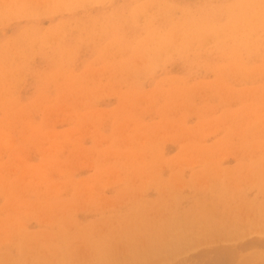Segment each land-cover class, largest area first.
Segmentation results:
<instances>
[{
    "label": "rangeland",
    "instance_id": "374dc122",
    "mask_svg": "<svg viewBox=\"0 0 264 264\" xmlns=\"http://www.w3.org/2000/svg\"><path fill=\"white\" fill-rule=\"evenodd\" d=\"M244 2L0 0V264H264V0Z\"/></svg>",
    "mask_w": 264,
    "mask_h": 264
},
{
    "label": "bare ground",
    "instance_id": "6f19581e",
    "mask_svg": "<svg viewBox=\"0 0 264 264\" xmlns=\"http://www.w3.org/2000/svg\"><path fill=\"white\" fill-rule=\"evenodd\" d=\"M233 1H236V0H233ZM250 1H252V0H250ZM53 2H54V1H53ZM56 2H57V1H56ZM63 2H64V0H63ZM70 2H71V1H70ZM150 2L152 3V1H150ZM150 2H149V3H150ZM230 2H231V1H230ZM245 2H246V0H245ZM245 2H244V4H245ZM253 2H256V0H255V1L253 0ZM253 2H252V3H253ZM258 2H259V1H258ZM51 3H52V1H51ZM59 3H60V2H59ZM147 3H148V2H147ZM149 3H148V5H147V7H148V6L151 7V3H150V4H149ZM60 4L62 5V3H60ZM227 4H228V3H227ZM229 4H230V3H229ZM232 4H233V3H232ZM238 4H239V7H241L240 2H238ZM238 4H236V5H234V6L237 7ZM248 4H249V3H248ZM57 5H58V4H57ZM53 6H55V5H53ZM53 6H52V8H53ZM47 7H48V6H47ZM239 7H237V8H239ZM243 7H244V5H243ZM144 8H145V10H144L143 12L147 11V10H146V5H145ZM233 8H234V7H233ZM245 8H247V7L245 6L244 9H245ZM139 9H141V7H140ZM165 9H166V8H165ZM168 9H169V8H168ZM168 9H167V10H168ZM228 9H229V8H228ZM235 9H236V8H235ZM247 9H248V8H247ZM259 9H261V8H259ZM167 10L164 11V14H165L166 12H168ZM241 10H242V7L240 8V10H238V12H239V13H243V11H241ZM245 10H246V9H245ZM252 10H254V8H253ZM139 11H140V10H139ZM155 11H156V10H155ZM158 11H159V10H158ZM236 11H237V10H236ZM240 11H241V12H240ZM34 12H35V11H34ZM140 12H142V11H140ZM140 12H139V13H140ZM143 12H142V13H143ZM156 12H157V11H156ZM156 12H155V13H156ZM248 12H249V10H248ZM255 12H256V11H255ZM257 12H258V10H257ZM257 12H256V14H257ZM259 12H262V10H259ZM263 12H264V10H263ZM263 12L260 13V15L257 14V16H261V17H262ZM1 13H2V12H1ZM142 13H141V14H142ZM145 13H146V12H145ZM162 13H163V12H162ZM245 13L247 14L246 11H245ZM249 13H250V12H249ZM153 14H154V13H153ZM156 14H157V13H156ZM237 14H238V13H237ZM261 14H262V15H261ZM160 15H162V14H160ZM160 15H159V16H160ZM239 15H240V17H241V14H239ZM253 15H255L254 12H253ZM157 16H158V14H157ZM237 16H238V15H237ZM250 16H252V15L250 14ZM143 17H144V16H143ZM146 17H147V16H146ZM192 17H193V16H192ZM196 17H197V16H195V18H196ZM199 17H200V15H199ZM68 18H69V17H68ZM150 18H151V17H149V20H150ZM242 18H244V16H243ZM249 18H250V17H249ZM258 18H259V17H258ZM263 18H264V17H263ZM263 18H262V19H263ZM146 19H147V18H146ZM146 19H145V20H146ZM193 19H194V17H193ZM199 19H201V17H200ZM199 19H197V20L194 19V20L198 21ZM240 19H241V18H240ZM259 19H260V18H259ZM262 19H261V20H262ZM189 20H191L190 17H189ZM189 20H188V21H189ZM252 20H253V19H252ZM263 20H264V19H263ZM188 21H187V22H188ZM228 21H229V23H230L231 20L229 19ZM232 21H233V20H232ZM234 21H235V20H234ZM239 21H240V20H239ZM243 21H244V20H243ZM245 21H248V20L246 19ZM194 22H195V21H194ZM203 22H204V21H203ZM248 22H249V21H248ZM263 22H264V21H263ZM263 22H261V23H263ZM65 23L67 24V22H65ZM65 23H64V24H65ZM178 23H179V22H178ZM197 23H198V22H197ZM199 23H200V22H199ZM204 23H205V22H204ZM204 23H203V24H204ZM227 23H228V22H227ZM227 23H226V26H227ZM236 23H237V21L232 23V25L234 24L235 27H234V26H231V30H234V28L236 29ZM240 23H242V22H240ZM240 23H239V24H240ZM255 23H256V22H255ZM179 24H180V23H179ZM179 24H178V25H179ZM193 24H194V23H193ZM195 24H196V23H195ZM200 24H202V23H200ZM200 24H199V26H200ZM244 24H245V23H244ZM257 24H258V23H257ZM178 25H177V23H176V27H177V28H175V32H177L176 29H178L180 26L182 27V25H180L179 27H178ZM183 25H184V24H183ZM191 25H192V24H191ZM197 25H198V24H197ZM241 25H242V24H240L239 26H241ZM248 25H249V24H248ZM263 25H264V24H263ZM64 26H66V25H64ZM187 26H188V23H187ZM187 26H186V27H187ZM194 26H195V25H194ZM211 26H213V25H211ZM224 26H225V24L222 26V29H223V30L226 29V28H225L226 26H225V27H224ZM228 26H229V24H228ZM228 26H227V27H228ZM244 26H245V25H244ZM244 26H243V27H244ZM258 26H259V24H258ZM258 26L256 25L257 28H258ZM261 26H262V24L260 25V27H261ZM174 27H175V25H174ZM174 27H173V28H174ZM197 27H198V26H197ZM206 27H207V26H206ZM206 27H205V28H206ZM218 27H219V26H218ZM218 27H216V28H218ZM248 27H249V26H248ZM262 27H264V26H262ZM62 28H63V27H62ZM64 28H65V27H64ZM199 28H200V29H199ZM205 28H203V26H202V29H203V30H204ZM211 28H213V27H210L209 30H210ZM214 28H215V27H214ZM216 28H215V29H216ZM245 28H246V27H245ZM250 28H251V27H250ZM189 29H190V28H189ZM193 29H196V28H193ZM193 29H192V31H193ZM198 29L201 30V27H198ZM220 29H221V28H220ZM220 29H219V28L216 29L215 32H214V30H213V31L210 30V31L213 32V33L209 32V30H208V32H209V34H213V35H214L215 33H217L216 31H219ZM222 29H221V30H222ZM247 29H249V28H247ZM171 30H172V29H171ZM228 30H229V29H228ZM231 30H230V32H232ZM188 31H189V30L186 29V30H185V33L188 34ZM206 31H207V29H205L204 34L206 33ZM226 31H227V29H226ZM52 32H53V31H52ZM63 32H64V31H63ZM175 32H174V33H175ZM181 32H182V29H181ZM183 32H184V31H183ZM183 32H182V34H183ZM201 32H202V31H201ZM49 33H51V32H49ZM49 33H47V34H45V35L47 36ZM55 33H56V32H55ZM174 33L171 34V35L174 36ZM179 33H180V32H179ZM179 33L177 32V34H179ZM192 33L194 34V32H192ZM192 33H190V35H191ZM197 33H198V35L196 34V31H195L196 36L199 38L200 31H199V32L197 31ZM239 33H240V32H239ZM242 33H243V32H242ZM263 33H264V32H263ZM52 34H53V33H52ZM56 34L59 35L58 33H56ZM56 34H55V35H56ZM167 34H168V33H167ZM177 34H175V35H177ZM217 34H218V36H219L220 34H221V35H222V34H226V32L224 31L223 33L220 32V33H217ZM217 34H216V35H217ZM60 35H61V34H60ZM168 35H169V34H168ZM168 35H167V36H168ZM185 35H186V34H184L183 36H185ZM30 36H31V35H30ZM43 36H44V34H43ZM49 36L52 37L51 34H49L48 37H49ZM164 36H165V34H164ZM181 36H182V35H181ZM181 36H180V37H181ZM196 36H193V37H196ZM201 36H202V33H201ZM208 36H209V35L205 34V35H204L205 38H203V39H206V37H208ZM218 36L216 37V39H219V38H220V37L218 38ZM24 37H25V36H24ZM39 37H40V36H39ZM48 37H46L45 39H47ZM51 37H50L49 39H52ZM53 37H54V35H53ZM55 37H56V36H55ZM162 37H163V36H162ZM178 37H179V36H178ZM193 37L190 36V38H193ZM212 37H215V36H212ZM212 37H211V38H212ZM222 37L224 38V36H222ZM240 37H241V36H240ZM26 38H27V37H26ZM26 38H25V39H26ZM41 38H42V37H41ZM43 38H44V37H43ZM172 38H173V39H174V38L176 39V36H174V37H172ZM187 38H188V37H187ZM187 38H186V39H187ZM201 38H202V37H201ZM226 38H227V36H226ZM226 38H225V39H226ZM45 39H44V40H45ZM53 39H54V38H53ZM154 39H155V38H154ZM154 39H153V40H154ZM162 39H163V38H162ZM183 39H184V38H183ZM183 39H181V40H183ZM195 39H196V38H195ZM203 39H202V41H203ZM212 39H213V38H212ZM212 39H211V40H212ZM214 39H215V38H214ZM216 39H215V41H217ZM220 39H221V38H220ZM249 39H250V36H249ZM34 40H35V39H34ZM38 40H39V39H38ZM147 40H149V39H147ZM158 40H159V39H158ZM158 40H157V42H158ZM164 40H165V41H166V40H169V37H167V39H166V38L163 39L162 42H163ZM170 40H171V39H170ZM178 40H180V39H178ZM196 40H197V39H196ZM196 40H194V41H192V42L195 43ZM222 40H224V39H222ZM240 40H241V39H240ZM240 40H239V41H240ZM29 41H30V40H29ZM45 41H46V40H45ZM50 41H51V40H50ZM150 41H151V39H150ZM150 41H149V42L147 41V42L150 44ZM172 41H173V40H172ZM174 41H175V40H174ZM199 41L201 42V39H200ZM212 41H213V40H212ZM212 41H211V42H212ZM41 42H42V40H41ZM47 42H48V41H47ZM142 42H143V41H141V43H142ZM154 42H155V40H154ZM159 42H160V41H159ZM162 42H160V43L162 44ZM166 42H167V41H166ZM176 42H177V41H176ZM178 42H181V43H182L183 41H178ZM185 42H186V41H185ZM217 42H218V41H217ZM217 42H216V44H217ZM84 43H85V42H84ZM141 43H140V44H141ZM143 43L145 44V41H144ZM143 43H142V45H143ZM171 43H172V42H169L170 45H171ZM190 43H191V42H190ZM190 43H187V44H190ZM152 44H153V42H152ZM152 44H151V45H152ZM158 44H159V43H158ZM161 44H160V45H161ZM177 44H178V43H177ZM184 44H185V43H184ZM184 44H182V45H184ZM192 44H193V43H192ZM244 44H245V43H244ZM145 45H147V44H145ZM151 45H150V47H151ZM172 45H173V43H172ZM172 45H171V47H172ZM174 45L176 46V43H174ZM180 45H181V44L179 43L178 46H180ZM198 45H199V44H198ZM214 45H215V43H214ZM214 45H213V46H214ZM139 46H140V45H139ZM157 46H158V45H157ZM157 46H156V48H157ZM175 46H174V49H176V47H177V46H176V47H175ZM184 46H185V45H184ZM184 46H183V47H184ZM189 46H190V45H189ZM141 47L143 48V46H140V47L137 48V49L139 50ZM147 47H149V46H147ZM147 47L145 46V48H146L147 51H148L149 48H147ZM161 47L164 48V46H161ZM161 47H160V48H161ZM166 47H167V46H166ZM166 47H165V48H166ZM168 47H169V46H168ZM171 47H170V48H171ZM142 48H141V49H142ZM145 48H144V50H145ZM151 48H152V47H151ZM156 48L154 47V49H156ZM158 48H159V47H158ZM158 48H157V49H158ZM170 48H169V49H170ZM247 48H248V47H247ZM161 49H162V48H161ZM166 49H167V48H166ZM171 49H172V48H171ZM174 49H173V50H174ZM177 49H178V51H179L180 48L178 47ZM177 49H176V50H177ZM138 50H137L136 52H138ZM149 50H150V49H149ZM162 50H163V49H162ZM162 50H161V51H162ZM173 50H172V51H173ZM180 50H181V49H180ZM182 50H184V49H182ZM140 51H142V50H140ZM140 51H139V53H140ZM158 51H159V49H158ZM158 51L154 52V50H153L152 53H153V54L155 53L156 55H157V54L159 55L161 52L159 51V52H160V53H159ZM163 51H165V50H163ZM163 51H162V53H163ZM166 51H167V53H170V52H171V51L169 52L168 49H167ZM65 52H66V51H65ZM136 52H135V53H136ZM142 52H143V51H142ZM150 52H151V51H150ZM152 53H151V54H152ZM162 53H161V54H162ZM165 53H166V52H165ZM177 53H178V52H177ZM144 54H146V51H145ZM153 54H152V55H153ZM161 54H160V57H161ZM163 54H164V53H163ZM172 54H173V53H172ZM164 55H165V54H164ZM167 55H168V54H167ZM169 55H170V54H169ZM135 56H136V57H139V56H137L136 54H135ZM149 56H150V55H149ZM154 56H155V55H154ZM141 57H143L142 53L140 54V57H139V58L142 59ZM147 57H148V55H147ZM165 57H166V56H165ZM170 57H171V56H170ZM143 58H144V57H143ZM166 58H167V57H166ZM145 59H146V58H145ZM157 59H158V58H157ZM163 59H164V58H163ZM150 61H152V60L149 59V62H150ZM158 61H159V60H158ZM162 61H163V60H162ZM129 62H132V61H129ZM129 62H128V63H129ZM156 62H157V60H155V63H156ZM140 63L143 64L142 60H141ZM150 63H151V62H150ZM155 63H154V64H155ZM125 64H127V61H126ZM129 64L132 65L133 62H132V63H129ZM151 64H152V63H151ZM151 64H150V65H151ZM154 64H153V65H154ZM133 65H134V64H133ZM136 65H137V64H136ZM136 65H135V66H136ZM146 65H147V62H146ZM153 65H151V67H150L151 69H153ZM135 66H132V67L135 69V68L137 67V66H136V67H135ZM138 66H139V65H138ZM140 66H141V65H140ZM155 66H156V65H154V67H155ZM256 66H257V65H256ZM128 67H129V66H128ZM133 68H130V67H129V69L131 70V73H132V70H134ZM0 70H1V69H0ZM145 70H146V69H145ZM254 70H255V69H254ZM262 70H263V69H262ZM262 70H261V71H262ZM4 71H6V70H4ZM146 71H147V70H146ZM232 71H233V70H232ZM16 72H17V71H16ZM137 72H139V70H137ZM137 72H136V73H137ZM141 72H142V71H141ZM257 72H258V71H257ZM257 72H256V73H257ZM2 73H4V72H2ZM139 73H140V72H139ZM259 73H260V72H259ZM259 73H258V74H259ZM262 73H263V72H262ZM145 74H146V73H145ZM150 74H151V72H150ZM258 74H257V76H259ZM1 75H2V74H1ZM3 76H4V75H3ZM3 76H2V78H3ZM77 76H78V75H77ZM79 76H80V75H79ZM133 76H135V75H133ZM136 76H138V75H136ZM140 76H141V74H140ZM142 76H143V75H142ZM2 78H1V79H2ZM135 78H136V77H135ZM138 78H139V77H138ZM140 78H141V77H140ZM259 78H260V77H259ZM259 78H258V79H259ZM4 79H5V78H4ZM4 79H3V80H4ZM262 79H263V78H262ZM141 81H142V80H141ZM261 82H262V81H261ZM259 84L262 86V84H261L260 82H259ZM263 84H264V83H263ZM256 85H257V84H256ZM258 86H259V85H258ZM195 87H196V86H195ZM224 87H225V86H224ZM262 88H263V87H262ZM259 89H260V88H259ZM192 90H193V89H192ZM260 91H261V90H260ZM171 92H172V91H171ZM189 92H190V91H189ZM256 92H257V91H256ZM254 93H255V91H254ZM120 94H122V93L120 92ZM126 94H127V93H125V94L123 93L122 96H125ZM177 94H178V93H177ZM171 95H173V94H171ZM250 95H251V93H250ZM151 97H152V96H151ZM172 97H173V96H172ZM121 98H122V97H121ZM154 98H155V97H154ZM91 99H92V98H91ZM154 102H155V101H154ZM156 102H157V101H156ZM166 102H167V101H166ZM86 104H87V103H86ZM148 104H149V103H148ZM170 105H171V104H170ZM213 106H214V105H213ZM175 108H176V107H175ZM6 111H7V110H6ZM215 111H216V110H215ZM10 112H11V111H10ZM116 112H117V111H116ZM161 112H162V111H161ZM64 113H65V112H64ZM66 114H67V113H65V115H66ZM117 114H118V113H117ZM157 114H158V113H157ZM6 115H7V114H6ZM7 116H8V115H7ZM66 116H67V115H66ZM64 117H65V116H64ZM171 118H172V117H171ZM215 118H216V117H215ZM164 119H165V118H164ZM167 120H168V119H167ZM184 120H185V119H184ZM172 121H173V120H172ZM116 122H117V121H116ZM176 123H177V122H176ZM178 123H179V122H178ZM29 125H30V124H29ZM32 125H33V124H32ZM112 126H113V125H112ZM34 127H35V126H34ZM113 127H114V126H113ZM183 127H184V126H183ZM187 127H188V126H187ZM29 128H30V127H28V129H29ZM95 129H96V128H95ZM33 130H34V128H33ZM115 130H116V129H115ZM115 130H114V131H115ZM35 131H36V130H35ZM135 131H136V130H135ZM9 133H10V132H9ZM32 133H33V132H32ZM174 135H175V134H174ZM33 136H34V135H33ZM193 139H194V138H193ZM199 142H200V141H199ZM199 142H198V143H199ZM5 143H6V142H5ZM153 143H154V142H153ZM155 143H156V142H155ZM190 144H191V143H190ZM112 145H113V143H112ZM112 145H111V146H112ZM192 145H193V144H192ZM114 146H115V144H114ZM107 148H109V147H107ZM135 148H136V147H135ZM191 148H192V147H191ZM197 148H198V147H197ZM142 149H143V148H142ZM147 149H148V148H147ZM92 150H93V148H92ZM15 151H16V150H15ZM204 152H205V151H204ZM44 154H45V153H44ZM203 154H204V153H203ZM102 155H103V154H102ZM112 163H113V162H112ZM119 164H120V162H119ZM105 165H106V164H105ZM114 168H115V167H114ZM123 175H124V174H123ZM64 176H65V174H64ZM6 179H7V178H6ZM4 181H5V180H4ZM146 184H147V183H146ZM1 192H2V191H1ZM260 208H261V207H260ZM263 208H264V206H263ZM203 218H204V217H203ZM205 218H206V217H205ZM171 219H172V218H171ZM169 220H170V219H169ZM176 222H177V220H176ZM170 223H171V222H170ZM177 223H178V222H177ZM212 223H213V222H212ZM175 224H176V223H175ZM133 225H134V224H133ZM206 225H207V224H206ZM212 225H213V224H212ZM122 227H123V226H122ZM127 227H128V226H127ZM129 227H131V226H129ZM132 227H133V226H132ZM178 227H179V226H178ZM198 227H199V226H198ZM124 228H125V227H124ZM212 228H213V227H212ZM119 229H120V228H119ZM191 229H192V228H191ZM117 230H118V229H117ZM121 230H122V229H121ZM128 230H129V229H128ZM123 231H124V230H122V232H123ZM125 231H127V230H125ZM125 233H126V232H125ZM114 234H115V233H114ZM119 234H120V233H119ZM170 234H171V233H170ZM121 235H122V234H121ZM149 235H150V234H149ZM59 236H60V235H59ZM116 236H117V234H116ZM118 236H119V235H118ZM175 236H176V234H175ZM179 236H180V235H179ZM261 236H262V235H261ZM56 237H57V236H56ZM62 237H63V236H62ZM119 237H120V236H119ZM148 237H149V236H148ZM81 238H82V237H81ZM151 238H152V237H151ZM156 238H157V237H156ZM159 238H160V237H159ZM189 239H190V238H189ZM198 239H199V238H198ZM262 239H264V238H262ZM186 240H187V239H186ZM257 240H258V239H257ZM257 240H255V241H257ZM61 241H62V239H61ZM61 241H60V242H61ZM65 241H66V240H65ZM208 241H209V240H208ZM219 241H221V240H219ZM97 242H98V241H97ZM260 242H262V241H260ZM128 243H129V242H128ZM217 243H218V242H217ZM255 243H256V242H255ZM6 244H7V243H6ZM59 244H60V243H59ZM59 244H58V245H59ZM17 245H18V244H17ZM64 245H65V244H64ZM87 245H88V244H87ZM93 245H94V244H93ZM103 245H104V244H103ZM129 245H130V244H129ZM201 245H202V244H201ZM217 245H218V244H217ZM217 245H215V246H217ZM237 245H238V244H237ZM1 246H2V245H1ZM5 246H6V245H5ZM54 246H55V245H54ZM88 246H89V245H88ZM90 246H91V245H90ZM209 246H213V245L210 244ZM218 246H220V245H218ZM225 246H227V245H225ZM235 246H236V245H235ZM17 247H18V246H17ZM56 247H59V246H56ZM56 247H55V248H56ZM102 247H103V246H102ZM111 247H112V246H111ZM206 247H207V246H206ZM213 247H214V246H213ZM237 247H238V246H237ZM237 247H236V248H237ZM89 248H91V247H89ZM194 248H195V247H194ZM194 248H193V249H194ZM216 248H217V247H216ZM220 248H222V246H221ZM224 248H225V247H224ZM2 249H4V247H3ZM120 249H122V248H120ZM126 249H127V248H126ZM196 249H197V247H196ZM196 249L193 250V251H194V252H195V251L197 252ZM214 249H215V248H214ZM229 249H231V248H229ZM20 250H21V249H20ZM20 250H19V251H20ZM212 250H213V249H212ZM222 250H223V249H222ZM227 250H228V248H227ZM231 250H233V249H231ZM15 251H16V250H15ZM17 251H18V250H17ZM58 251H59V250H58ZM61 251H62V250H61ZM213 251H215L214 253H215L216 255L218 254L216 257H219V256H220V258H221V256H222L221 253L223 254V252H220L219 249H217V250H213ZM216 251H219V252H216ZM224 251H225V250H224ZM59 252H60V251H59ZM63 253H64V252H63ZM197 253H198V252H197ZM202 253H204V252H202ZM231 253H232V252H231ZM67 254H68V253H67ZM67 254H66V256H67ZM64 255H65V253H64ZM184 255H185V254H184ZM184 255H183V256H184ZM208 255H209V254H208ZM211 255H214V254H211ZM82 256H84V255H82ZM82 256H81V257H82ZM197 256H198V255H197ZM232 256H233V255H232ZM14 257H15V256H14ZM74 257H75V259H76V256H74ZM200 257H201V255H200ZM230 257H231V256H230ZM233 257H234V256H233ZM235 257H236V256H235ZM69 258H70V257H69ZM69 258H68V259H69ZM84 258H85V257H84ZM174 258H175V257H174ZM187 258H188V257H187ZM210 258H211V257H210ZM34 259H35V258H34ZM66 259H67V258H66ZM71 259H72V261H76L77 259H80V258L77 256V259H76V260H75V259L73 260V258H70V260H71ZM213 259H215V257H214ZM216 259H217V258H216ZM223 259H224V257H223ZM223 259L221 258V260H223ZM232 259H235V258H232ZM232 259L230 258V263H231V260H232ZM35 260H36V259H35ZM54 260H55V259H54ZM61 260H62V259H61ZM80 260H81V259H80ZM80 260H79V261L77 260V261L80 262ZM82 260H83V257H82ZM187 260H188V259H187ZM217 260H219V258H218ZM228 260H229V259H228V257H227L226 262L229 263ZM33 261H34V260H33ZM64 261H65V259H64ZM94 261H96V260H94ZM167 261H169V260H167ZM191 261H192V260H191ZM199 261H201V259H200ZM204 261H206V260H204ZM207 261H208V258H207ZM211 261H212V259H211ZM213 261H214V263L217 262V261H215V260H213ZM81 262H82V261H81ZM226 262H225V264H226ZM238 262H240V261H236V263H238ZM19 263H20V262H19ZM160 263H161V262H160ZM202 263H203V262H202ZM206 263L209 264V263H211V262L208 261V262H206ZM206 263H204V264H206ZM214 263H213V264H214ZM217 263H218V262H217ZM220 263H221V261H220ZM230 263H229V264H230ZM60 264H61V262H60ZM195 264H196V263H195ZM197 264H198V263H197ZM211 264H212V263H211ZM218 264H219V263H218ZM231 264H232V263H231Z\"/></svg>",
    "mask_w": 264,
    "mask_h": 264
}]
</instances>
